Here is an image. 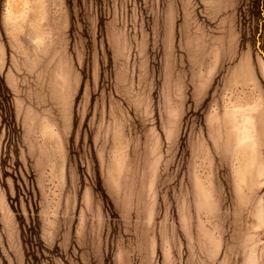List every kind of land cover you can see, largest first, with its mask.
I'll list each match as a JSON object with an SVG mask.
<instances>
[{"label": "rangeland", "instance_id": "1", "mask_svg": "<svg viewBox=\"0 0 264 264\" xmlns=\"http://www.w3.org/2000/svg\"><path fill=\"white\" fill-rule=\"evenodd\" d=\"M256 133L264 0H0V264H264Z\"/></svg>", "mask_w": 264, "mask_h": 264}, {"label": "crops", "instance_id": "2", "mask_svg": "<svg viewBox=\"0 0 264 264\" xmlns=\"http://www.w3.org/2000/svg\"><path fill=\"white\" fill-rule=\"evenodd\" d=\"M263 105H261V107H262ZM258 110H260L259 109V107H258ZM257 110V111H258ZM256 111V112H257ZM259 112V111H258ZM257 112V113H258ZM256 113V114H257ZM256 114H254V115H256ZM252 117H254V116H252ZM255 137L257 138V141H256V147L255 148H258V149H263V147H264V135L261 137V135H260V133L258 134V133H256L255 134ZM263 170H264V168H263ZM262 175H264V173L262 174Z\"/></svg>", "mask_w": 264, "mask_h": 264}]
</instances>
